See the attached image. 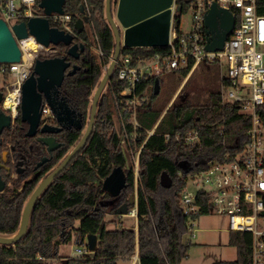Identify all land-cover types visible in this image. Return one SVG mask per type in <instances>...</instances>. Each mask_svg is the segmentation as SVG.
I'll list each match as a JSON object with an SVG mask.
<instances>
[{
	"label": "trees",
	"instance_id": "trees-1",
	"mask_svg": "<svg viewBox=\"0 0 264 264\" xmlns=\"http://www.w3.org/2000/svg\"><path fill=\"white\" fill-rule=\"evenodd\" d=\"M86 1L88 10L82 0H65L64 9L72 14V24L78 18H85L88 28L84 24L83 30L76 32L74 38L85 46L79 62L81 70L66 75L60 87L61 93L83 114L88 110L92 90L98 86L102 68L110 62L115 47L113 31L105 17V0ZM192 2L175 0L173 22H177V30L180 14ZM256 5L257 12L264 14V0H256ZM178 6L180 8L176 9ZM95 36L102 51L99 56L91 51V37ZM58 48L59 55L64 56L66 46L60 43ZM121 49L139 53L165 50L161 47ZM67 60L73 61L70 57ZM191 64L189 61L179 70L183 77L190 71ZM4 78L7 79V75ZM158 81L160 87L159 78ZM221 83H225L223 78ZM145 86L148 99L137 107L135 118L138 127L133 131V146L140 148L136 187L137 230L107 228L106 215L120 217L116 209L120 204L128 203V198L123 202V193L129 190L132 194L135 175L134 166L127 165L121 135L112 128L113 113L109 101L101 95L92 134L76 158L41 193L30 214L25 234L13 244L0 245V264H46L47 260L57 257L61 258L59 264H116L118 259L133 254L136 244L140 264H181L189 244L188 241L182 243L186 217L179 207L186 178L205 170L211 162L225 160L226 156L230 158L240 152L250 120L237 103H222L221 92L210 93L206 103L198 104L187 97L178 99L180 91L162 115L165 106L153 108L149 102V96H154V79L142 83L140 89ZM107 87L114 96L129 136L132 127L127 123V96L120 94L123 86L116 80L115 71ZM262 112L264 114V107ZM151 129L153 132L148 136ZM188 131H197L199 144L190 146L175 136L183 137ZM165 134L170 138L165 140ZM116 166L123 168L126 185L115 196L103 188V180ZM163 171L172 179L168 188L160 185ZM27 195L28 192L25 195H0L1 235L17 232ZM202 202L205 203V198ZM132 207L128 203V210ZM88 234L97 235L95 250L77 257H65L66 261H63L58 253L60 244L74 238L78 245H82ZM229 244L236 249L235 259L212 264H249L251 234L230 231Z\"/></svg>",
	"mask_w": 264,
	"mask_h": 264
},
{
	"label": "built area",
	"instance_id": "built-area-1",
	"mask_svg": "<svg viewBox=\"0 0 264 264\" xmlns=\"http://www.w3.org/2000/svg\"><path fill=\"white\" fill-rule=\"evenodd\" d=\"M82 1L88 10L87 1ZM212 3L231 11L235 25L222 49L207 51L204 15ZM190 6L192 21L189 29L177 30L172 19L164 51L139 53L120 50L113 72L115 71L116 80L123 86L120 94L127 96L125 110L129 113L127 123H131V136L126 133L125 122L122 123V130L130 141H135L133 131L138 127L136 110L138 105L147 101L144 92L146 86L143 90L140 89L142 83L155 79L164 72L179 71L189 61H192L191 71L201 61L224 60L226 68L222 77L225 81L223 85L229 90L227 99L221 93V101L237 103L240 111L248 115L250 124L244 132V145L233 157L226 156L225 160L211 162L205 170L195 174V177L200 178L202 186L196 192H191L185 185L180 193L179 207L186 217V241L188 235H194V220L203 211L214 212L227 217L229 231L251 234L249 264H264V14L257 12L256 0H193ZM41 10L43 11L37 0H0V19L11 31L16 23L27 22L33 17H46L51 27L71 34L74 38L77 36L72 24L73 16L65 11L64 5L62 13L51 12L47 15L40 13ZM174 10L175 8L173 13ZM16 41L21 50L20 60L0 62V74L10 77L4 94V106L13 116L16 115L20 102L21 85L29 76L34 61L60 56L58 45L50 43L44 46L32 34L16 38ZM31 42L36 45L34 48L28 47ZM92 42L91 48L98 56L102 55L96 36ZM47 111L48 108L45 107L43 113ZM152 132L153 129L148 131V136ZM175 136L187 145L199 144L197 131H188L183 137L179 134ZM164 138L167 140L170 135L165 134ZM204 198L205 203L202 202ZM126 215L137 218L136 204ZM85 242L86 238L76 249L80 255L91 252ZM128 257L129 264H140L137 244L134 253Z\"/></svg>",
	"mask_w": 264,
	"mask_h": 264
},
{
	"label": "water",
	"instance_id": "water-1",
	"mask_svg": "<svg viewBox=\"0 0 264 264\" xmlns=\"http://www.w3.org/2000/svg\"><path fill=\"white\" fill-rule=\"evenodd\" d=\"M175 0H117L115 14L112 12L111 0H105V17L110 25L115 47L111 57V61L106 68L105 73L94 92L92 98L91 114L89 124L85 133L76 146L67 154L61 163L34 189L28 198L20 218L18 230L13 235H1L0 245H9L17 242L27 231L29 217L35 202L44 191V189L53 181L69 163L71 158L84 146L94 124V116L98 105L99 96L110 80L113 73L115 61L119 55L121 48L129 47H165L168 43L169 29L173 19V7ZM65 0H40L39 6L45 14L51 12H63ZM180 6L176 7L179 9ZM116 20V21H115ZM177 22L174 27L177 28ZM235 25V18L231 11L226 8L219 7L216 3H212L204 15V26L206 32L205 49L207 51L220 50L227 36L232 32ZM74 28L77 33L84 28L83 19L78 18L74 22ZM13 31V32H12ZM12 31L7 24L0 19V62H18L21 58V50L17 44L16 38H25L32 34L36 41L48 46L50 43L54 46L62 43L68 46L67 54L79 58L80 53L84 51L83 43H74V37L65 33L56 27H51L46 17H33L27 22L21 21L12 27ZM70 66V62L65 56H54L44 59H36L29 76L21 85V103L20 111L23 120H27L30 124L28 133L33 132L37 126L41 111L40 100L42 95L46 102L54 110L53 94L58 93V87L61 85L65 70ZM78 67L73 65L67 74L71 75ZM158 78L154 79V94L159 92ZM58 119H63L57 115ZM0 120L4 121V117L0 116ZM77 126L81 127L80 124ZM51 142L50 139H44ZM172 184L171 177L163 171L160 175V185L168 188ZM126 185V177L121 166L112 169L103 180V188L112 195H118ZM128 203L133 206L136 204L134 194L128 197ZM128 203H122L117 209V215H124L128 212ZM85 246L89 251H94L97 244V235L88 234ZM182 243H186V235L182 236ZM66 261V259H63Z\"/></svg>",
	"mask_w": 264,
	"mask_h": 264
},
{
	"label": "rangeland",
	"instance_id": "rangeland-1",
	"mask_svg": "<svg viewBox=\"0 0 264 264\" xmlns=\"http://www.w3.org/2000/svg\"><path fill=\"white\" fill-rule=\"evenodd\" d=\"M117 3V1H116ZM115 0H111V8L113 14H115L116 8ZM175 8V3L172 5ZM43 11L41 10L40 13ZM84 24L87 27L85 18ZM179 30L187 31L192 21V8H187L180 14L179 17ZM116 21V20H115ZM93 37H91L92 42ZM93 46V42H92ZM91 51L96 55L97 53L91 48ZM111 61V59H110ZM110 63V62H109ZM108 64L102 68V76L108 67ZM225 61H201L195 66L185 77H183L180 71L172 70L164 72L159 75L160 88L157 94L149 96V102L153 108H162V115L167 109V104L178 95V99L184 97L189 98L194 103L204 104L207 102L209 94L212 92H221L223 97L227 99L228 87H225L221 83V78L225 74ZM10 77L7 76L9 82ZM2 80V74H0V81ZM108 84V83H107ZM107 84L105 85L101 95L109 101L110 109L113 115L112 128L121 135L122 138V149L126 155L127 165L132 164L134 166V198L137 199V171H138V156L140 148H135L133 142L130 141L124 135L122 130L123 119L120 117V111L114 101L112 92L109 91ZM95 89V88H94ZM92 90V93L94 92ZM174 95H173V94ZM238 94V93H237ZM100 95L99 100L102 98ZM243 95V94H240ZM148 99V98H147ZM169 100V101H168ZM98 111V109H97ZM161 115V116H162ZM202 184L199 177L194 175H188L186 178L185 188L191 192H196ZM131 194V191L127 190L123 193V202L125 198ZM107 228L122 227V228H134L135 218L129 215H122L116 217L114 215H106ZM194 235H188V246L186 248V257L181 261V264H212L215 261H230L236 257V249L233 245L229 244V229L228 219L226 216L216 214L214 212L202 213L195 220ZM79 245L75 242L74 238L69 242L60 244L59 250L62 258L65 257H77L80 254L77 253L76 249ZM59 257L47 260L46 264H59ZM116 264H123L121 259L117 260Z\"/></svg>",
	"mask_w": 264,
	"mask_h": 264
},
{
	"label": "flooded vegetation",
	"instance_id": "flooded-vegetation-1",
	"mask_svg": "<svg viewBox=\"0 0 264 264\" xmlns=\"http://www.w3.org/2000/svg\"><path fill=\"white\" fill-rule=\"evenodd\" d=\"M74 43L79 42L74 40ZM67 49L68 46H66L64 56L66 60L67 57H70L73 61L67 60L70 62V66L65 70V76L69 75L67 73L72 69L73 65L78 67L75 72L81 70V64L79 62L85 51L84 48L79 58L75 59L67 54ZM7 85L8 80L2 75V80L0 81V116L4 117V121L2 122L0 120V195H25L28 192L22 206L23 210L28 198L38 184L61 163L82 138L89 124L92 98L97 87H95L94 92L91 94L88 110L85 114L61 93L60 87L62 83L58 87L57 94H53V89H51L50 93L53 99L54 110L48 105L42 95L40 100L41 114L37 126L33 132L28 133L30 124L21 117V96L15 116L9 110L5 109L4 94ZM45 107L48 108V111L43 113ZM57 115L64 118L60 120ZM78 124L81 127L77 126ZM92 131L89 136L92 134ZM44 139H50L51 142H46ZM81 149L71 158L69 163L76 158Z\"/></svg>",
	"mask_w": 264,
	"mask_h": 264
},
{
	"label": "crops",
	"instance_id": "crops-1",
	"mask_svg": "<svg viewBox=\"0 0 264 264\" xmlns=\"http://www.w3.org/2000/svg\"><path fill=\"white\" fill-rule=\"evenodd\" d=\"M174 95V94H173ZM171 102H172V99H170V101L168 102V106L171 104ZM167 106V107H168ZM135 231L137 230V218H135V225H134V228H133ZM60 247V246H59ZM58 253H59V255H61V252H60V250H59V248H58ZM63 259V258H62ZM121 259V261L123 262V264H129L130 263V260H129V257L127 258H120Z\"/></svg>",
	"mask_w": 264,
	"mask_h": 264
},
{
	"label": "bare ground",
	"instance_id": "bare-ground-1",
	"mask_svg": "<svg viewBox=\"0 0 264 264\" xmlns=\"http://www.w3.org/2000/svg\"><path fill=\"white\" fill-rule=\"evenodd\" d=\"M35 46H36V45H35L34 43H32V42L28 44V47H29V48H34Z\"/></svg>",
	"mask_w": 264,
	"mask_h": 264
}]
</instances>
